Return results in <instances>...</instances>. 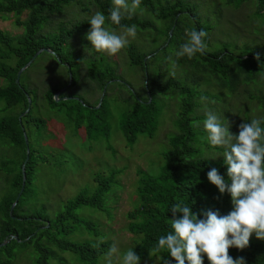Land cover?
<instances>
[{
	"label": "trees",
	"instance_id": "obj_1",
	"mask_svg": "<svg viewBox=\"0 0 264 264\" xmlns=\"http://www.w3.org/2000/svg\"><path fill=\"white\" fill-rule=\"evenodd\" d=\"M73 1L48 0L35 3L32 0H0V12L16 15L25 12L27 14L26 20L22 23L23 35L20 38L12 39L0 33V78L5 81L4 85L0 86V144L18 150L17 158L3 161L0 165V171L5 174L4 183L8 186L7 190L0 195V244L8 239L4 245L0 246V264H13L14 251L24 249H30L35 255L33 264H48V260L55 257L53 249L58 252H71L81 261L94 263L96 257L108 247V244L104 242L92 245L87 242L66 240L64 237L72 233L73 225L97 235L94 224L78 218L75 211L80 207L101 209L103 195L109 187V179L93 176L96 188L91 194L88 195L85 191L80 192L68 201L63 211L56 214L52 220L42 218L39 211L32 207L28 197H25V192L32 182L33 166L38 159L37 154L28 149L27 141L28 158L24 165V186L9 215V207L20 188V167L25 158L22 133L25 135V128H37L43 124L42 120L33 116L37 98L36 88L28 80L40 57L45 56L51 59L65 72V81L58 82L57 85H50L48 80L41 81L40 84L43 87L50 85L42 93L46 107L54 112L62 113L66 121H73L76 126L83 124L85 135L89 139L91 136L107 138L104 133L107 109L103 101L106 94H103L98 107L96 103L90 105L83 102V104L79 99L78 101L60 99L69 98L68 90L76 84L80 62V57L68 51L69 46H67L69 59L62 53V49L66 47L73 33L87 27L88 24L76 23L70 28L60 26L55 33L46 35L39 33L42 25L49 23L51 17L60 15L63 6ZM248 1L254 4L252 17L264 23V0H225V3L237 8ZM96 3L100 12L108 16L109 9L112 8L111 1L96 0ZM139 9L163 23L162 33L165 41L148 54L140 52L129 44L124 49L128 65L137 68L143 77L145 70L147 92L151 90L155 95L172 92L181 97L180 114L175 123L177 132L168 139V149L161 155L162 166L156 175L138 173L135 189L137 205L132 211L126 213L127 231L139 237L131 249H134L142 260L158 243L161 235H167L172 231V213L168 210L173 204L183 202L190 206L192 212L198 214L199 218H203V213L208 210H218L221 215H227L232 208L230 195L220 194L217 187L207 178L208 171L215 167L227 179V166L224 164V159L218 162L191 159L193 153L191 142L194 139V133L188 114L195 106H193L191 88L171 79L161 82L157 73L151 77L149 62H156L158 56L164 58L172 53L171 62L174 65H186L193 73H203L210 77L218 88L232 93L241 81L253 82L258 75H262L264 82V56L256 48L243 50L240 48L241 51L236 55L229 49L233 46L223 43L218 49L206 51L203 55L196 54L191 59L187 56L177 57L176 53L187 39L186 30L196 29L207 32V28L202 26L197 19L196 7L183 0H142ZM15 23L19 24L18 21ZM133 24L137 26L139 32L150 30L156 34L161 33L145 19L131 16L121 21V25L131 26ZM106 26L110 29L122 30L120 25H115L110 20L106 22ZM169 30L171 32L168 36ZM205 42L207 44L206 38ZM43 48L49 49L53 55L45 52L37 55L21 72L18 82L15 83L17 71L36 51ZM149 54L150 57L144 60ZM257 54L260 57L259 61L255 59ZM71 57L72 60H70ZM9 60L14 62L13 66L5 64ZM163 63L164 60L161 64ZM65 64L69 66L71 84L58 95V100L54 101V93L65 86L67 81ZM85 78L100 90L105 86L104 92H108L115 86L123 88L128 94V98L124 99L127 109L122 112L118 125L128 145H132L140 134L147 136L152 134L157 118L156 107L152 100L147 101L148 98L145 97L139 101L124 84L115 81L114 70L107 64L98 63L96 65L92 60L87 61ZM202 96L205 97V95ZM202 96L199 95V97ZM26 97L30 101L28 109L18 120L20 114L27 108ZM253 99L256 100L264 114V93H259ZM14 109L20 111L17 114L10 113ZM113 174L112 172L111 175ZM179 215L178 213L177 216ZM11 236H16L19 242L11 239ZM152 255L157 257L159 264H164L165 259H170L172 264H176L166 249ZM229 255L234 259L244 257L246 264H264V240L250 241V246L242 251L234 247L230 248ZM204 264H210L206 255H204Z\"/></svg>",
	"mask_w": 264,
	"mask_h": 264
},
{
	"label": "rangeland",
	"instance_id": "obj_2",
	"mask_svg": "<svg viewBox=\"0 0 264 264\" xmlns=\"http://www.w3.org/2000/svg\"><path fill=\"white\" fill-rule=\"evenodd\" d=\"M32 1L37 3L48 0ZM110 1L112 3V0ZM183 1L196 7L195 14L199 23L207 28L206 51H214L221 44L227 43L233 46L229 49L236 55L241 49L256 48L264 56V23L252 17L255 8L251 1L242 3L237 8L226 5L225 0ZM97 11L100 10L96 0H74L64 5L62 13L51 17L49 23L42 25L39 30L41 35H46L55 33L60 26L70 28L76 23L88 24L87 27L73 33L66 47L62 49V53L68 59L69 52L80 57L76 84L68 90V97L77 98L80 102L90 105L96 103L97 106L102 90L85 78L86 62L92 60L96 65L107 64L114 70L115 81L124 84L139 101L147 97V101L154 102L157 111L156 124L150 136L140 134L132 145H128L118 126L122 112L127 109L124 99L128 98V94L123 88L114 86L108 92H104L106 97L103 101L107 109L104 133L107 138L91 136L89 139L85 135L83 124L76 126L73 121H66L62 113L46 107L42 99L43 91L50 85L65 81V72L45 56L38 59L28 80L36 88L37 98L33 116L42 120L43 124L37 128H25L24 131L28 149L37 154L38 158L33 166L32 182L25 192V197H28L30 204L39 211L42 218L52 220L77 194L85 191L89 195L93 192L96 188L93 176L109 179V187L103 195L101 209L80 207L75 211L78 218L94 224L97 235L73 225L72 233L64 237L66 240L87 242L92 245L104 242L108 247L96 257L94 263L81 261L71 252H58L53 249L55 257L50 258L48 264H106L105 254L113 243L119 248V252L113 255L114 264H122L123 253L132 248L139 238L127 231L126 219V213L137 205L135 189L138 173L147 175L158 173L162 166L161 155L168 149V139L177 132L175 123L180 114L181 97L172 92L162 95H155L151 90L147 92L142 73L128 65L124 49L114 56H109L94 49L91 42L86 39L91 28L88 20ZM132 16L148 20L161 33L156 34L150 30L137 31L134 39L129 38V44L140 52L148 54L164 43L162 22L139 8ZM26 18L25 12L19 15L0 12V33L12 39L20 38L23 35L22 23ZM16 21L19 24H16ZM115 31L121 32V30ZM172 55L169 53L164 58L158 56L156 62L150 61L149 75L152 77L157 73L161 82L171 79L191 88L193 106L195 105L188 114L194 133L191 142L193 149L191 159L207 162L223 160V149L211 146L207 141V132L203 127L205 109L217 113L225 123L228 120L231 125L230 131L238 134L240 123L250 122L252 118L264 117L256 100L253 99L259 93H264L262 75H258L250 83L241 81L234 92L230 93L218 88L207 75L193 73L186 65H174L171 62ZM149 57L150 54L145 58ZM162 60H164L163 64H161ZM5 64L13 66L14 62L9 60ZM42 80H48L50 85L43 87L40 84ZM4 83L5 81L0 78V86ZM199 95H205L207 100L202 102ZM19 111L14 109L10 113L17 114ZM197 123L199 126H195ZM17 156L18 150L0 144V165L3 161L13 160ZM3 173L0 171V195L8 188L4 183ZM258 240L255 234L250 237V241ZM34 257L30 249L15 250L12 262L33 264ZM140 264L159 263L156 256L148 254Z\"/></svg>",
	"mask_w": 264,
	"mask_h": 264
},
{
	"label": "clouds",
	"instance_id": "obj_3",
	"mask_svg": "<svg viewBox=\"0 0 264 264\" xmlns=\"http://www.w3.org/2000/svg\"><path fill=\"white\" fill-rule=\"evenodd\" d=\"M142 0H112L109 15L97 11L88 20L91 25L86 39L94 49L114 56L125 49L129 38L137 35V26L121 25L126 17L131 18L140 7ZM110 20L121 26V32L105 27ZM186 41L176 53L177 57L196 54L203 55L207 50L204 30H186ZM255 59L259 61V54ZM201 97V101H206ZM195 126H199L198 123ZM207 141L211 146L223 149L224 164L227 166V179L215 167L207 173L209 182L217 187L220 194H229L232 208L227 215L218 210H208L203 218L193 213L191 207L183 202L173 204L168 211L172 213V231L161 235L149 256L167 250L176 264H204V255L210 264H246L244 257L233 258L230 248L244 250L250 246V237L255 234L264 240V117L252 118L238 126V134L230 131V123L207 108L203 121ZM180 214L177 216V214ZM119 252L113 243L105 254L106 264H114L113 255ZM119 259V257H117ZM141 257L134 249L123 253L122 264H140ZM164 264H172L165 259Z\"/></svg>",
	"mask_w": 264,
	"mask_h": 264
},
{
	"label": "water",
	"instance_id": "obj_4",
	"mask_svg": "<svg viewBox=\"0 0 264 264\" xmlns=\"http://www.w3.org/2000/svg\"><path fill=\"white\" fill-rule=\"evenodd\" d=\"M170 32H171V30L168 31V36L170 35ZM42 52L49 53V54H52V55H53V53H52L49 49H44V48H43V49H39L38 51H36V52L33 54V56H32V57L26 62V64H24V65H23V66L17 71L16 76H15V83L18 82V77H19L20 73H21L23 70H25V69L30 65V63L33 61V59H34L35 57H37V55H39V54L42 53ZM145 59H146V58H144V60H145ZM56 60H57V62H59L58 59H56ZM144 60H143V61H144ZM64 66H65V68H66V70H67V81H66L65 86H63V87L60 88L56 93H54V95H53V100H54V101H57V100H58V95H59L60 93L64 92V91L70 86V84H71V80H72V78H71V73H70V71H69V66H68L67 64H65ZM143 73H144V86H145V84H146V72H145V70L143 71ZM104 89H105V86L102 88L101 95H100V98H99V101H98V105H97L96 107H98L99 104H100V102H101V98H102V96H103V94H104ZM26 98H27V97H26ZM60 99H62V100L74 99V100L78 101L77 98H66V97H62V98H60ZM29 103H30V101H29V99L27 98V108H26V110H25L22 114H20V116L18 117V120L20 119L21 116H23V115L26 113V111H27V109H28V106H29ZM22 136H23V141H24V144H25V158H24V161H23V163H22V165H21V167H20V172H21V183H20L19 191H18V193H17L15 199L13 200L12 204H11L10 207H9V215H10V213H11V210H12L13 207L15 206V204H16V202H17V199H18V197L20 196V193L22 192V190H23V186H24V179H25V178H24V165H25V163H26V161H27V158H28V149H27V146H26V137H25L24 133H22ZM10 238L13 239V240H15V241H17V242H19V240L16 239V236H11ZM7 241H8V239H5V240L0 244V246L4 245V243H6Z\"/></svg>",
	"mask_w": 264,
	"mask_h": 264
}]
</instances>
